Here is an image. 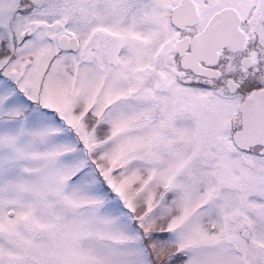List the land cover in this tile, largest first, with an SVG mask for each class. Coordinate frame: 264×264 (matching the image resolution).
Here are the masks:
<instances>
[{"label":"snow or ice","instance_id":"1","mask_svg":"<svg viewBox=\"0 0 264 264\" xmlns=\"http://www.w3.org/2000/svg\"><path fill=\"white\" fill-rule=\"evenodd\" d=\"M0 264H264V0H0Z\"/></svg>","mask_w":264,"mask_h":264}]
</instances>
